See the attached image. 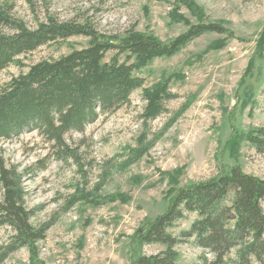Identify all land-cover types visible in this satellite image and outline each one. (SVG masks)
I'll use <instances>...</instances> for the list:
<instances>
[{
    "label": "rangeland",
    "instance_id": "rangeland-1",
    "mask_svg": "<svg viewBox=\"0 0 264 264\" xmlns=\"http://www.w3.org/2000/svg\"><path fill=\"white\" fill-rule=\"evenodd\" d=\"M174 1L0 0V10L30 30L54 18L59 22L90 23L108 38H121L135 27L169 42L187 30V26L172 23L169 17ZM195 2L205 14V22L223 23L234 37L223 50L206 53L212 42L224 36L204 35L177 55L155 59L135 73L145 80V88L173 75L184 78L172 80L171 91L179 98L167 107L172 114L186 101L191 106L164 135L161 132L171 114L144 124L140 116L146 103L138 90L127 106L87 126L84 134L68 137L69 144L79 150L82 168L72 160L57 161L50 145L36 133L0 142V167H15L23 174L26 207L41 209L32 224L53 223L38 244L37 259L32 260L30 251L23 248L1 264H133L140 253L156 255L165 251L157 244L138 250L133 236L145 222L162 215L179 190L226 173L233 166L264 178V153L245 142H241L237 158L230 152V145L240 133L264 127V55L260 58L256 53V42L264 29V0ZM182 13L192 24L197 22L185 8ZM2 30L14 33L8 28ZM88 43L85 37H73L19 57L0 72V91L31 66L58 60L86 48ZM115 55L108 53L105 62ZM141 141L151 150L125 167L131 151L139 148ZM107 170L111 175L105 179ZM176 171H181L178 184L171 185L167 174ZM101 183L104 186L98 191ZM78 189L94 201L124 195L128 202L98 207L79 202L66 211ZM3 196L0 182V200ZM196 219L197 215H188L170 233L181 237ZM13 235L11 228H0V255ZM175 251L179 264H199L203 254L194 239L182 242ZM235 257L233 251L230 258Z\"/></svg>",
    "mask_w": 264,
    "mask_h": 264
},
{
    "label": "trees",
    "instance_id": "trees-1",
    "mask_svg": "<svg viewBox=\"0 0 264 264\" xmlns=\"http://www.w3.org/2000/svg\"><path fill=\"white\" fill-rule=\"evenodd\" d=\"M173 7L169 13L172 23L184 24L187 30L169 42H163L153 34L139 32L135 27L127 30L121 38H108L99 34L90 23L59 22L54 18L30 30L23 22L0 10V72L19 57L48 44L73 37L89 39L86 48L74 50L58 60L39 62L1 89L0 142L36 133L50 145L51 154L57 161L72 160L82 168L79 150L69 144L68 137L84 134L87 126L127 106L136 91H142V100L146 103L140 116L144 124L171 114L167 105L179 96L171 91L170 84L174 78H184L173 75L145 88V80L135 73L155 59L177 55L204 35L224 36L212 42L206 53L223 50L234 37L223 23L205 22V14L195 0H175ZM182 8L196 18L195 24L182 13ZM4 28L14 33L7 34L2 30ZM110 52L116 55L105 62ZM256 53L263 58L264 29L256 42ZM121 57H125L124 60ZM190 106L191 103L186 101L172 113L161 134L172 128ZM241 142L264 153V127L240 133L234 139L230 152L235 158L240 154ZM140 144L139 148L131 151L125 167L135 164L151 150L144 141ZM180 174L181 171L167 174L169 183L177 185ZM110 175L111 170H107L105 179ZM0 182L4 190L0 200V228L9 227L14 233L1 252L0 264L23 248H27L32 254L31 259L35 260L38 244L45 239L53 223L32 224L41 209L26 207L23 174L17 168L6 169L2 165ZM103 186L101 183L97 190H102ZM77 192L66 211L79 202L94 207L116 201L128 202L124 195L94 201L83 191L78 189ZM263 201L264 178L246 174L239 166L183 188L171 199L162 215L145 222L133 236L138 250L157 244L164 246L165 251L156 255L140 253L133 264H179L175 247L191 239L203 251L199 264H264ZM191 214L197 215V219L188 231L181 233V237L170 233ZM233 251H236L235 259L230 258Z\"/></svg>",
    "mask_w": 264,
    "mask_h": 264
}]
</instances>
